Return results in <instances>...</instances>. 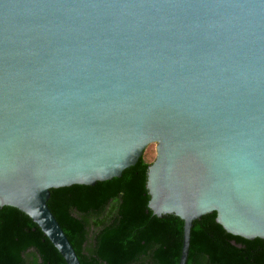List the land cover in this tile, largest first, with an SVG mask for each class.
Wrapping results in <instances>:
<instances>
[{"label":"water","instance_id":"water-1","mask_svg":"<svg viewBox=\"0 0 264 264\" xmlns=\"http://www.w3.org/2000/svg\"><path fill=\"white\" fill-rule=\"evenodd\" d=\"M148 208L264 239V0H0V208L80 264L51 190L121 178Z\"/></svg>","mask_w":264,"mask_h":264},{"label":"trees","instance_id":"trees-1","mask_svg":"<svg viewBox=\"0 0 264 264\" xmlns=\"http://www.w3.org/2000/svg\"><path fill=\"white\" fill-rule=\"evenodd\" d=\"M144 155L121 178L51 190L48 207L80 264H179L183 221L148 208ZM0 264H66L24 213L0 208ZM186 264H264V239L229 234L216 213L193 223Z\"/></svg>","mask_w":264,"mask_h":264},{"label":"rangeland","instance_id":"rangeland-1","mask_svg":"<svg viewBox=\"0 0 264 264\" xmlns=\"http://www.w3.org/2000/svg\"><path fill=\"white\" fill-rule=\"evenodd\" d=\"M155 145H156V144H151V145H149V146L147 147V149L145 150V152H144V158H145V160H146L147 162H148V160H149V158H150V156H151V154H152V151H153Z\"/></svg>","mask_w":264,"mask_h":264}]
</instances>
